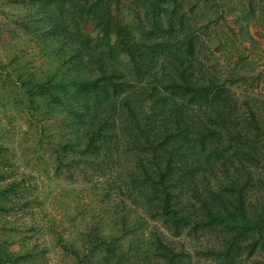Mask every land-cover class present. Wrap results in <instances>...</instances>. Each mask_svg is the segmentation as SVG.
Instances as JSON below:
<instances>
[{
    "label": "trees",
    "instance_id": "trees-1",
    "mask_svg": "<svg viewBox=\"0 0 264 264\" xmlns=\"http://www.w3.org/2000/svg\"><path fill=\"white\" fill-rule=\"evenodd\" d=\"M21 3L54 65L7 74L0 108L26 115L48 180L83 176L115 205L109 233L92 221L60 246L80 264H187L170 238L210 236L219 264H264V99L241 71L264 0ZM9 132L0 117V264H45L41 227H17L42 200Z\"/></svg>",
    "mask_w": 264,
    "mask_h": 264
},
{
    "label": "rangeland",
    "instance_id": "rangeland-1",
    "mask_svg": "<svg viewBox=\"0 0 264 264\" xmlns=\"http://www.w3.org/2000/svg\"><path fill=\"white\" fill-rule=\"evenodd\" d=\"M29 8L21 0H0V97L6 91L3 85L7 74L16 80L17 75L14 70L21 67L27 73H36L41 77L43 73L54 65L53 59L47 56L39 47L34 34L23 26L27 22ZM251 33L254 38L253 44H246V58L248 64L253 63V70L244 67L242 73L249 76L250 97L264 99V22L252 24ZM54 68V66H53ZM238 95L242 97L243 91L235 88ZM243 100V99H242ZM0 108V115L3 126L9 132V141L13 152L17 155V164L20 173L32 174L38 182V191L41 194L42 204L32 205L31 210L19 221L17 227L25 237H30L31 227L39 225L42 232L38 235L40 245L47 249L45 264H80L75 257L66 252L59 244V238L63 237L70 243L80 247L82 234L87 230L88 225L94 221L102 227L105 233H109L113 223L111 221L112 208L115 206L114 200H110V195L104 197L89 179L83 176L75 181L66 182L64 180H48L43 172V167L49 162L48 155H43L41 160L33 158L35 148V131L29 125L25 114L20 113L11 105L8 111L3 112ZM10 119L13 121L11 126ZM42 155V153L40 154ZM25 165V166H24ZM264 173V168L261 170ZM264 178V175H263ZM45 181V182H43ZM107 187V186H105ZM52 192L51 194L49 193ZM262 194L255 197L254 203L264 202V186L261 187ZM109 194V193H108ZM117 202V201H116ZM121 204V201H118ZM129 202L122 204L121 215ZM170 238V237H169ZM179 249L186 253L187 264H219L217 260L206 255L208 247L214 244L216 239L210 236H200L193 239L170 238ZM14 250H20L18 246ZM239 264H263L262 260L244 258Z\"/></svg>",
    "mask_w": 264,
    "mask_h": 264
}]
</instances>
